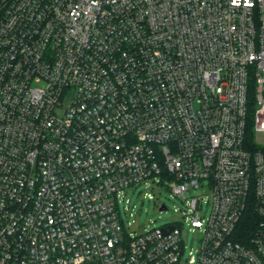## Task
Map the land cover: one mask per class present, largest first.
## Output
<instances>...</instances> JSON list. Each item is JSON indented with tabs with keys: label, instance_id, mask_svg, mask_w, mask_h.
<instances>
[{
	"label": "built area",
	"instance_id": "1",
	"mask_svg": "<svg viewBox=\"0 0 264 264\" xmlns=\"http://www.w3.org/2000/svg\"><path fill=\"white\" fill-rule=\"evenodd\" d=\"M151 183L183 222L134 234ZM185 224L264 264V0H0V264H187Z\"/></svg>",
	"mask_w": 264,
	"mask_h": 264
},
{
	"label": "rangeland",
	"instance_id": "2",
	"mask_svg": "<svg viewBox=\"0 0 264 264\" xmlns=\"http://www.w3.org/2000/svg\"><path fill=\"white\" fill-rule=\"evenodd\" d=\"M42 85V84H41ZM211 191L208 187L188 192L185 198L193 195H204L210 199ZM125 200H130V204L122 203V217L125 220L127 230L134 234L142 233L144 230L152 227H161L172 224L174 222H183L181 209L184 208L183 202L177 197H173L171 193L159 189L152 184H142L136 188L127 190ZM165 204L167 210H160V206ZM128 207L125 211L124 208ZM133 213V217L129 214ZM210 212V205L204 204L202 209L203 217H207ZM130 223V224H129ZM201 233L199 231L190 230V226L186 224L183 227V239L186 246L183 259L188 264L191 256H196L200 248Z\"/></svg>",
	"mask_w": 264,
	"mask_h": 264
},
{
	"label": "trees",
	"instance_id": "3",
	"mask_svg": "<svg viewBox=\"0 0 264 264\" xmlns=\"http://www.w3.org/2000/svg\"><path fill=\"white\" fill-rule=\"evenodd\" d=\"M251 110H253V105H252V104L250 105V111H251ZM250 127H251V123H250ZM251 134H252V133H251V128H249V137H250V139L253 138V136H252ZM245 226H246V225H245ZM244 229H249V227H247V228L244 227Z\"/></svg>",
	"mask_w": 264,
	"mask_h": 264
},
{
	"label": "water",
	"instance_id": "4",
	"mask_svg": "<svg viewBox=\"0 0 264 264\" xmlns=\"http://www.w3.org/2000/svg\"><path fill=\"white\" fill-rule=\"evenodd\" d=\"M161 210H165V207H162Z\"/></svg>",
	"mask_w": 264,
	"mask_h": 264
}]
</instances>
